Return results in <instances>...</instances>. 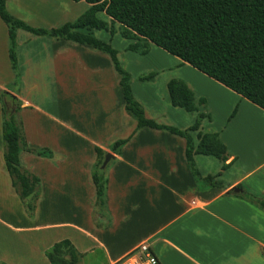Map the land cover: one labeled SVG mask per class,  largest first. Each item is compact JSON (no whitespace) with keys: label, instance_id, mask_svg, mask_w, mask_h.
Listing matches in <instances>:
<instances>
[{"label":"crops","instance_id":"obj_1","mask_svg":"<svg viewBox=\"0 0 264 264\" xmlns=\"http://www.w3.org/2000/svg\"><path fill=\"white\" fill-rule=\"evenodd\" d=\"M5 2L12 16L47 30L75 22L92 7L84 0ZM98 18L113 25L104 12ZM116 27L115 23V35L110 30L92 32L103 41L104 32L105 42H114ZM131 45L129 40L125 46L128 55L134 52ZM10 47L9 27L0 17V264H51L48 251L65 239L81 254L79 264L119 263L142 244L162 264H264V210L233 191L240 188L264 199L263 109L188 63L185 77L178 78V70L169 67L171 76L160 90L155 85L160 74L153 81H141L142 73L136 75L133 95L145 116L157 124L187 130L199 113L210 116L199 130L190 131L193 145L198 146L200 133H218L227 147V161L195 155L201 177H214L203 180L208 187L201 189L187 161L185 138L163 129H137V121L126 110L122 76L108 53L18 29L16 72ZM174 78L193 90L198 112L187 116L172 105L165 86ZM209 84L222 92L221 97L207 92ZM4 93L22 103L28 146L51 152L50 157L20 153L21 165L41 181L33 217L16 193L5 163ZM201 98L205 105L199 103ZM214 109L222 113L221 120H215ZM118 137L127 142L115 154L111 147ZM97 147L115 156L105 169V224L95 220L92 174Z\"/></svg>","mask_w":264,"mask_h":264},{"label":"trees","instance_id":"obj_2","mask_svg":"<svg viewBox=\"0 0 264 264\" xmlns=\"http://www.w3.org/2000/svg\"><path fill=\"white\" fill-rule=\"evenodd\" d=\"M76 2L82 0H74ZM92 7L75 22L47 30L34 28L12 16L6 8L5 0H0V17L9 27L11 40L10 57L17 72L16 31L25 29L35 35H48L80 44H86L110 55L116 70L121 74V86L127 112L137 121V129L152 127L170 131L187 140L186 156L192 174L201 189L208 185L203 180L214 181L213 176L202 178L195 165V155L212 156L227 161V147L218 133H200L199 144L193 145L190 131L200 129L202 121L209 115L199 113L195 123L187 130L157 124L145 116L143 106L135 99L131 88V76L122 67L118 51L111 44L96 38L93 30H110L115 33L114 24L122 26V36L126 39H140L162 48L184 63H188L209 78L246 98L264 110V0H84ZM104 12L112 19L109 25L98 18ZM87 30V32H82ZM137 44L131 45L135 50ZM147 48V45H145ZM146 53V51H145ZM152 74L142 80L152 79ZM18 85V77L14 86ZM169 98L174 107L188 113L199 111L195 93L188 84L178 78L168 82ZM11 107L3 99V139L5 142V163L11 176L13 187L23 202L30 217L36 209V201L41 195V181L23 167L20 153L26 150L41 156H51L47 150L37 151L27 144L21 118L22 103L12 94L4 93ZM199 103L206 104L201 98ZM237 113V108L232 116ZM127 142H115L111 151L119 154ZM97 163L93 169V182L97 194V208L107 210L108 178L101 166L107 153L96 148ZM224 169L228 165L224 164ZM213 186L219 185L212 182ZM234 194V193H233ZM264 210V199L249 192L236 195ZM47 256L51 264H79V252L73 243L65 239L56 243Z\"/></svg>","mask_w":264,"mask_h":264},{"label":"rangeland","instance_id":"obj_3","mask_svg":"<svg viewBox=\"0 0 264 264\" xmlns=\"http://www.w3.org/2000/svg\"><path fill=\"white\" fill-rule=\"evenodd\" d=\"M116 26H117L116 28L118 29V32H117L118 36L113 39L114 42L109 41L108 43H111V45H113L114 48L118 51L119 58H121L122 62H123L122 66L124 67V69L126 71H128V73L131 76V84H132V86L135 84L136 78L138 79V76L141 73L142 74L139 76V80H141V81H142V79H141L142 77L149 76L151 74L153 76L152 79L143 80V81H153V79L158 74H160L159 78L155 81V85H158L159 86L158 90H160L165 85L164 83L171 76V73L168 72V68L169 67H171L172 70H178L179 73L176 74V76L178 78L179 77H185V76L188 75L189 71L187 70V68H190V67L188 65H186L185 63H183L181 59L173 57L172 55H170L167 52H165L164 50H162V48L160 49V48L156 47L155 44L153 45L152 43L146 42L145 40L126 39V38H124L122 36V34H121L122 31H123L122 30V26L120 24H118V23H116ZM84 32H87V30H85ZM115 32H116V30H115ZM102 33H104V32H101V36L100 37H101V39L103 38L104 41H105V37L102 35ZM111 34H113V33H111ZM113 35H115V34H113ZM129 40H132V42L134 44L138 45L137 48L135 50H133L134 52L131 55H128V51H129L128 49L125 50V46L127 44H129ZM106 41H108V40H106ZM145 45H147V48L145 47ZM145 51H146V53H145ZM175 63H179V64H175ZM191 70H194V69H191ZM137 74H138V76L136 77ZM135 86H136V84H135ZM13 88H15V87H13ZM165 89H166L167 94H168L167 85L165 86ZM207 92L213 98L221 97L220 93H222V92L214 90L213 86L211 84L208 85ZM158 93L159 92H157V95H158ZM3 99L6 101L7 105L10 108L11 105L9 103V100L6 99V98H3ZM224 99H226V101L228 102L229 101V95L228 94L225 95ZM179 110L184 112L183 114H187V116L189 114H192V113H188L184 109H179ZM214 112L216 114V115H214L215 120L216 121L221 120L222 113H219L217 111V109H214ZM132 120L135 121L134 118ZM118 140H120L119 137L115 141L117 142ZM24 208H25V206H24ZM25 210H26V208H25ZM96 211H97L95 213L96 223H99V224L107 223V217H106L107 215L105 213L103 215L102 212H100V209H98ZM93 257H95L94 259H96L97 262H98V259H97L98 257H96V256H93ZM115 264H119V263L116 262Z\"/></svg>","mask_w":264,"mask_h":264},{"label":"built area","instance_id":"obj_4","mask_svg":"<svg viewBox=\"0 0 264 264\" xmlns=\"http://www.w3.org/2000/svg\"><path fill=\"white\" fill-rule=\"evenodd\" d=\"M119 264H162V262L147 244H142L123 257Z\"/></svg>","mask_w":264,"mask_h":264},{"label":"water","instance_id":"obj_5","mask_svg":"<svg viewBox=\"0 0 264 264\" xmlns=\"http://www.w3.org/2000/svg\"><path fill=\"white\" fill-rule=\"evenodd\" d=\"M114 157L115 156L112 153H110V152L107 153L106 156H105V159L103 161V164L101 166V169L105 170L107 168V166L109 165V163L114 159ZM233 191L235 193H242L243 192V190L240 189V188H233Z\"/></svg>","mask_w":264,"mask_h":264}]
</instances>
